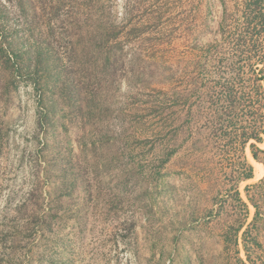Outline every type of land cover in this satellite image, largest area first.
Listing matches in <instances>:
<instances>
[{"label":"rangeland","instance_id":"374dc122","mask_svg":"<svg viewBox=\"0 0 264 264\" xmlns=\"http://www.w3.org/2000/svg\"><path fill=\"white\" fill-rule=\"evenodd\" d=\"M46 1L37 4L35 12L40 28L46 25L50 15V2ZM62 1L52 38L64 37L66 43L82 44L93 39L95 30L103 23L102 30L113 33L109 41L117 34L126 54L133 50L164 62L163 69L160 65L152 66V77H141L143 86L133 90L123 78L118 89L112 90L104 102L108 108L104 122L106 139L110 145L113 142L118 145L117 151L127 149L133 154L125 162L141 165L140 178L120 199L113 198L110 191L113 173L98 175L91 183L90 192L78 183L72 196L65 195L59 200L64 209L58 215L61 223H56L51 232L45 227L43 231L37 230L30 223V210L37 209L36 198L27 195L32 189H36L35 194L52 192L54 184L44 179V160L40 154L46 156L45 152L38 153L44 141L43 131L37 126L38 94L26 77L20 79L17 91H10L2 98L0 95V264H200V257L204 264H233L228 262L234 256L232 248L222 242L221 231L225 221L227 224L238 215L227 193L233 192L230 177L235 172L231 164L236 156L227 147L216 146L205 130V109L196 110V116L184 123L186 109L190 107L193 111L196 105L200 106L193 103L195 98L184 108L169 103L171 108L158 109L166 98L160 90L171 95L190 89L193 45H203L216 38L221 16L218 0H212L209 13L205 7L207 0ZM14 25L16 17L11 34L17 30ZM58 57L72 68L75 81L84 79L78 71L79 54H72L62 46ZM164 73L169 76L166 82L162 80ZM1 74L4 82L8 72ZM125 74L124 69L119 76ZM202 79L201 85H211L209 79ZM120 115L127 121L121 128L125 130L122 136L117 135L119 129L114 125L118 124L117 119L122 120ZM79 124L68 121L65 131L59 128L61 137L68 141L72 164L79 162L78 145L88 136V126L82 129ZM250 143L244 149V156L253 168V177L240 181L236 187L248 206L246 225L255 214L247 200L246 187L263 181L264 193V165L252 158ZM257 146L264 150L263 144ZM163 148H174L176 152L164 165L159 182L150 179L153 167L148 165L151 161L156 165V154ZM105 152L108 154L111 149ZM259 157L264 160V155ZM145 189L148 191L142 195ZM256 198L264 206L263 199L257 194ZM24 201L28 205L23 207ZM20 206L21 210L15 214ZM210 210L216 215L212 222L207 217ZM261 212L259 226H264V211ZM34 228L36 232L32 231ZM241 232L240 257L245 261ZM259 233L264 249V230ZM15 238L19 241L13 242Z\"/></svg>","mask_w":264,"mask_h":264},{"label":"trees","instance_id":"16d2710c","mask_svg":"<svg viewBox=\"0 0 264 264\" xmlns=\"http://www.w3.org/2000/svg\"><path fill=\"white\" fill-rule=\"evenodd\" d=\"M45 1L0 0V95L2 98L12 91H17L21 82L19 80L25 77L33 84L38 94L37 126L43 131L44 138L38 153L45 152L46 156L40 154L44 160V179L54 186H51L52 192L39 191L35 194L36 189H32L27 196L31 199L36 198L34 202L37 209L30 210V223H34L37 230L43 231L46 228L51 232L57 226L56 223L60 224L62 221L58 215L64 209L59 200L65 195L72 196L78 183L81 182L90 192L91 183L95 182L98 175L104 172L113 173L114 183L110 191L114 194L113 198L120 199L140 178L141 165L125 162V159L133 154L127 149L117 151L118 145L114 142L110 145L106 139L107 135L104 133H107L105 131L107 128L104 122L108 118V108L104 102L109 99L112 90L118 89L117 86L123 78L133 90L143 86L140 82L141 77H152L150 70L152 66L157 68L160 65V69H163L164 62L133 50H130L129 55L126 54L122 43L117 41V34L113 36V41H109L113 33L102 30L101 27L104 25L100 23L101 21L95 30L94 38L82 44L73 41L66 43L64 37L58 40L57 37L52 38L54 24L59 19L57 14L63 1L48 0L50 15L46 25L42 27L43 31L36 24L35 12L37 4L42 5ZM218 2L221 6V16L216 38L203 45L197 43L193 45L191 76L188 78L190 89L186 92H173L171 95L160 90L166 98L158 109L161 111L167 107L171 108L169 103L184 108L192 98H195L193 103L196 105L198 102L200 106L196 105L193 111L190 107L186 109L185 124L196 116V110L207 111L205 130L215 141L216 146L227 147L231 155L236 156L231 164L235 172V175L230 177L233 192L229 190L227 193L234 208L238 210V215L235 219L233 217L229 219L227 224L225 221L221 231L222 242L231 246L234 255L228 262L264 264V249L259 240V232L264 230V226H259L261 211H264L261 208L264 206L260 205L256 198L257 194L264 201L263 181L250 188L246 187L247 200L255 209L254 217L247 225L248 206L236 190L240 181L253 177V168L244 156V149L250 141L252 158L264 165V160L259 157L264 155V150L257 146L264 145V0H218ZM212 3V0L205 3L207 13ZM10 10L14 12L13 16ZM14 17L16 25L13 28L18 31L11 34ZM62 46L68 48L72 54H79L81 69L78 71L79 75L84 77L83 80L75 81L72 68L69 69V66L58 57ZM124 69L126 76H119ZM139 70H142V73ZM4 71L8 72V77L1 82V73ZM202 78L209 79L211 85L208 83L201 85ZM168 79V74L164 73L162 80L166 82ZM147 84L149 86L148 82ZM120 116L122 120L117 119L118 124H114L119 129L118 136L124 134L125 130L121 128L127 122L125 116ZM68 121L80 123L82 129L88 126V136L78 145L81 155L76 164H72L68 141L62 138L59 132L60 127L65 131V123ZM108 149H111V152L106 154L105 150ZM175 152L174 148H163L156 154V165H153L152 161L148 165L153 167L150 179L159 182L162 180L161 171ZM79 163H83V167ZM147 191L145 189L142 195ZM24 205H28L27 201L21 206ZM21 206L15 209V214L21 210ZM207 217L212 222L216 215L210 210ZM32 231L36 232V229ZM240 232L245 261L240 257ZM14 241L19 240L15 238ZM200 264H204L202 257Z\"/></svg>","mask_w":264,"mask_h":264}]
</instances>
